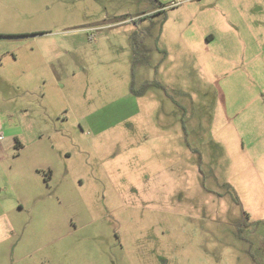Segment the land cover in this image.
I'll return each mask as SVG.
<instances>
[{
	"label": "rangeland",
	"instance_id": "1",
	"mask_svg": "<svg viewBox=\"0 0 264 264\" xmlns=\"http://www.w3.org/2000/svg\"><path fill=\"white\" fill-rule=\"evenodd\" d=\"M0 35V264H264V0H0Z\"/></svg>",
	"mask_w": 264,
	"mask_h": 264
},
{
	"label": "trees",
	"instance_id": "2",
	"mask_svg": "<svg viewBox=\"0 0 264 264\" xmlns=\"http://www.w3.org/2000/svg\"><path fill=\"white\" fill-rule=\"evenodd\" d=\"M141 19V18H140ZM142 20V19H141ZM0 37H3V35H0ZM16 148L18 149V148H21V145H20V143H18V141H16Z\"/></svg>",
	"mask_w": 264,
	"mask_h": 264
},
{
	"label": "flooded vegetation",
	"instance_id": "3",
	"mask_svg": "<svg viewBox=\"0 0 264 264\" xmlns=\"http://www.w3.org/2000/svg\"><path fill=\"white\" fill-rule=\"evenodd\" d=\"M158 10V9H157ZM161 11H159L158 13H160ZM141 18V17H140ZM141 19H143V17L141 18Z\"/></svg>",
	"mask_w": 264,
	"mask_h": 264
},
{
	"label": "built area",
	"instance_id": "4",
	"mask_svg": "<svg viewBox=\"0 0 264 264\" xmlns=\"http://www.w3.org/2000/svg\"><path fill=\"white\" fill-rule=\"evenodd\" d=\"M2 139V136L0 135V140Z\"/></svg>",
	"mask_w": 264,
	"mask_h": 264
}]
</instances>
